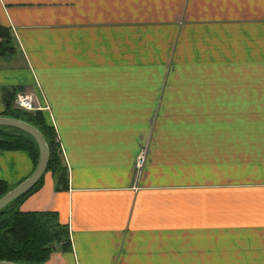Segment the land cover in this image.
<instances>
[{
    "label": "crops",
    "instance_id": "obj_1",
    "mask_svg": "<svg viewBox=\"0 0 264 264\" xmlns=\"http://www.w3.org/2000/svg\"><path fill=\"white\" fill-rule=\"evenodd\" d=\"M0 25V112L32 94L66 170L19 205L66 226L43 264H264V0H0ZM31 170L0 150L10 188Z\"/></svg>",
    "mask_w": 264,
    "mask_h": 264
},
{
    "label": "trees",
    "instance_id": "obj_2",
    "mask_svg": "<svg viewBox=\"0 0 264 264\" xmlns=\"http://www.w3.org/2000/svg\"><path fill=\"white\" fill-rule=\"evenodd\" d=\"M11 39L8 29L0 25V56L12 49ZM14 95V89L4 90L1 93L0 116L23 120L43 135L48 147L45 173H50L57 190H64L67 182L66 170L60 158L59 146L52 127L45 122L44 116L39 111L29 113L14 110L12 108ZM0 150L23 151L29 157L33 170L37 152L33 142L26 135L7 133L0 127ZM42 177L28 192L0 210V261L43 264L53 252L69 248L66 226L59 223L56 213L19 210L20 203L39 188ZM9 189L10 187L0 180V197Z\"/></svg>",
    "mask_w": 264,
    "mask_h": 264
},
{
    "label": "water",
    "instance_id": "obj_3",
    "mask_svg": "<svg viewBox=\"0 0 264 264\" xmlns=\"http://www.w3.org/2000/svg\"><path fill=\"white\" fill-rule=\"evenodd\" d=\"M0 127L4 128L7 133H19L29 137L37 152L36 162L31 173L0 197L1 210L9 203L28 192L45 174L48 162V147L45 143L43 135L34 126L23 120L0 116ZM0 264L19 263L0 261Z\"/></svg>",
    "mask_w": 264,
    "mask_h": 264
},
{
    "label": "built area",
    "instance_id": "obj_4",
    "mask_svg": "<svg viewBox=\"0 0 264 264\" xmlns=\"http://www.w3.org/2000/svg\"><path fill=\"white\" fill-rule=\"evenodd\" d=\"M12 108L22 112H35L39 108L35 105L34 96L27 92H19L14 95L12 100ZM56 140V139H55ZM144 151H141L136 159L135 167L140 169L143 164Z\"/></svg>",
    "mask_w": 264,
    "mask_h": 264
},
{
    "label": "rangeland",
    "instance_id": "obj_5",
    "mask_svg": "<svg viewBox=\"0 0 264 264\" xmlns=\"http://www.w3.org/2000/svg\"><path fill=\"white\" fill-rule=\"evenodd\" d=\"M60 154V153H59Z\"/></svg>",
    "mask_w": 264,
    "mask_h": 264
}]
</instances>
